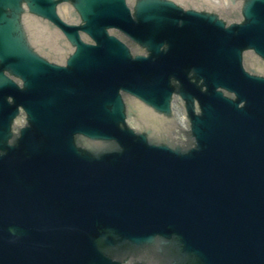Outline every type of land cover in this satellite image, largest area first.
Listing matches in <instances>:
<instances>
[{
	"label": "water",
	"instance_id": "water-1",
	"mask_svg": "<svg viewBox=\"0 0 264 264\" xmlns=\"http://www.w3.org/2000/svg\"><path fill=\"white\" fill-rule=\"evenodd\" d=\"M64 2L81 25L64 21ZM178 7L0 0V264H264V79L238 50L264 43V0H246L247 23L227 30L222 11ZM33 17L63 29L70 58L30 44ZM173 31L197 56L180 51L166 69L188 46ZM173 61L208 85L182 87L189 131L172 115Z\"/></svg>",
	"mask_w": 264,
	"mask_h": 264
}]
</instances>
